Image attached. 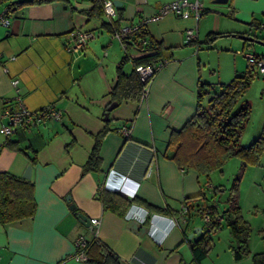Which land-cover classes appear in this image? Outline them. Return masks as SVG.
<instances>
[{
	"label": "crops",
	"instance_id": "0c3cea01",
	"mask_svg": "<svg viewBox=\"0 0 264 264\" xmlns=\"http://www.w3.org/2000/svg\"><path fill=\"white\" fill-rule=\"evenodd\" d=\"M94 1L59 0L0 12V172L23 178L31 166L29 179L36 202L32 217L6 225L0 222V264H88L71 258L78 237L92 238L75 210L100 220L96 238L124 264H196L191 244L205 229L200 227L187 239L199 228L192 221L196 212L186 223L149 212L145 204L180 210L186 197L211 191L212 185L199 181L195 170L183 171L171 160L169 137L193 116L198 83L210 84L202 79L198 50L203 44L199 43L209 33L239 38L264 30V0H227L225 4L198 0L202 5L198 20L172 13L152 20L159 7L176 0H112L120 3L119 24L147 20L148 36L161 43L171 59L152 78L145 103L122 101L108 112L107 120L104 114L118 65L126 54L136 58L140 53L134 48L126 51L112 37L103 25L108 23L103 11L88 13ZM75 29L94 34L81 52L67 47ZM188 29H194L197 45L185 43ZM237 52L245 58L242 49ZM131 68L132 63L125 62L124 71ZM18 99L30 111L52 104L63 112L62 118L18 127L5 136L2 113L17 110ZM106 122L113 130L100 145V171L84 172L94 137ZM124 127L131 129L127 139L120 132ZM102 192L131 201L122 216L104 207L99 198ZM221 236L212 241L200 264L250 261V257L233 260L232 239ZM220 240L223 245L217 247ZM250 240L249 249L255 253L257 246L251 248Z\"/></svg>",
	"mask_w": 264,
	"mask_h": 264
},
{
	"label": "trees",
	"instance_id": "16d2710c",
	"mask_svg": "<svg viewBox=\"0 0 264 264\" xmlns=\"http://www.w3.org/2000/svg\"><path fill=\"white\" fill-rule=\"evenodd\" d=\"M59 0H0V12H11L24 6L33 4L51 3ZM95 4L88 11L89 14L102 12V1L95 0ZM120 7H116L117 16L110 23H103L110 33L121 25ZM259 27V26H258ZM264 28V27H263ZM218 33H209L203 42L199 44H210L216 39ZM264 40V39H262ZM194 41L189 44H194ZM197 42V41H196ZM197 45V43H195ZM128 48H134L140 55L131 58L126 54L120 61L117 68L116 81L110 92V104H120L122 101L140 102V96L144 87L150 84L140 80L136 67L139 65H156L161 62H169L170 54L161 43L151 39L145 28H141L137 34L126 43ZM200 48V47H199ZM258 58L264 56L255 55ZM132 63L131 71L125 72V62ZM254 67L249 65L245 72L235 74L226 84L215 88L211 84L199 82L196 91V108L193 116L177 131H172L168 141V148L172 150L171 160L183 171L195 170L199 176L208 177L213 171H220L222 165L231 157H238L241 160V172L247 166L260 165L261 156L264 152V121L259 136L248 146H241V135L245 130L250 115V107L243 100L244 94L251 79L255 76ZM154 77V76H153ZM113 129L105 127L94 137V146L88 160L83 168L87 171H100L101 159L99 157L100 145L108 132ZM125 139L129 137H125ZM34 161V159H31ZM240 176L232 183L227 198L223 201V209L218 208V193L221 186H212L211 194L207 195L204 190L196 196L186 197L183 205L187 212L181 215L180 210H158L148 204L145 207L150 211H156L173 216L176 220L188 222L191 213L195 211L202 219L208 217L205 222V229L200 237L191 244L196 264L206 256L212 247V234L221 230L224 226L228 228L232 238L229 251L233 260L238 261L250 257L252 264H264V227L259 231L262 248L260 251L251 253L249 240L251 226L241 213L239 205L238 182ZM210 184L209 180H205ZM101 193L99 198L105 208L115 214L122 216L130 205V200L117 194L106 192ZM196 205V206H195ZM36 210V202L33 196V182L31 179L17 177L9 172H0V222L3 225L13 223L25 218H30ZM79 212L74 211L77 215ZM264 217V210H262ZM221 217V220H218ZM183 233L184 230H183ZM88 264H124L106 245L96 237L89 239L85 251Z\"/></svg>",
	"mask_w": 264,
	"mask_h": 264
},
{
	"label": "rangeland",
	"instance_id": "374dc122",
	"mask_svg": "<svg viewBox=\"0 0 264 264\" xmlns=\"http://www.w3.org/2000/svg\"><path fill=\"white\" fill-rule=\"evenodd\" d=\"M252 36L264 39V30L253 32ZM224 37L218 35L212 44H210V47L204 43L200 50H198V58L200 65H202L201 69L204 68L202 79L210 82L215 88H219L221 84L228 82L225 81L227 80L226 78H232L234 73L241 74L245 72L248 67V63L243 55L236 54L238 53L237 50L242 49L244 54L250 53L264 56V46L262 45L255 42L243 41L237 37ZM234 59H236V63ZM225 72H228L227 77H225ZM255 73L243 97V100L250 107V115L245 130L241 135V146L250 145L259 136L264 121V73L261 74L258 71ZM240 167L241 160L238 157H231L222 165L221 172L213 171L208 177L201 175L199 181L209 180L212 186L220 185L222 187L221 190L224 189L217 196L219 200L217 203L218 208L222 210L224 207L223 201L227 198L232 183L235 178L240 176L238 182L239 205L243 218L251 226V248L256 245V251L258 252L262 248L259 231L264 227V217L262 215V210H264V152L261 156L260 165L247 166L242 172ZM210 194L211 192L207 195ZM192 221L198 222V227L205 226L204 220L196 213ZM221 235L224 238L228 237V241L232 239L226 226L212 234L211 238L216 242L218 241L217 238ZM228 241L224 246H227ZM220 245H223L222 240H220V244L217 247H220ZM209 263H212V261ZM247 264H252L251 260Z\"/></svg>",
	"mask_w": 264,
	"mask_h": 264
},
{
	"label": "built area",
	"instance_id": "2783aa9c",
	"mask_svg": "<svg viewBox=\"0 0 264 264\" xmlns=\"http://www.w3.org/2000/svg\"><path fill=\"white\" fill-rule=\"evenodd\" d=\"M103 13L108 21V23L112 22L117 16L116 6L114 5L112 0H101ZM168 13H172L181 17L183 19L193 17L195 20H198L200 15L202 14V5L198 0L193 2H188V0H176L167 4L162 5L156 12V15L152 18L156 19L161 16H164ZM4 24H7V20L1 19ZM147 20H141L138 24L120 26L118 29L113 30L111 33L112 37L116 38L120 43L123 49H126V43L134 37L137 32L141 28L144 27ZM94 37V34L91 31H83L75 29L70 33V40L68 42V49L74 52H81L87 42ZM196 39V33L194 29H188L185 32V43H189ZM245 58L247 63L254 67L259 73H264V59L256 57L254 54H245ZM167 62H159L156 65H139L136 67V72H138L140 80L145 82L146 80H150L159 71L166 65ZM151 81V80H150ZM151 83V82H150ZM13 86H16L17 81H12ZM150 85V84H149ZM149 85L144 87L140 96V104L146 102L148 97ZM19 101V108L15 111L6 109L2 113V118L6 120V123L2 126V132L5 136L11 135L18 127L29 128L32 126H37L45 121H59L62 118L63 112L50 104L44 106L37 111H30L23 106V104ZM120 132L123 136L129 137L131 129L129 127H124L120 129ZM187 212V208L182 205L181 206V215L183 220V215ZM204 221H208V217L205 216ZM218 220H221L219 217ZM100 224V220L98 218L89 219V229L92 237H96L97 228ZM89 239L84 238L82 236L78 237L75 241V250L71 256L72 259L80 262L87 261V255L85 251L88 247ZM131 264V262H130Z\"/></svg>",
	"mask_w": 264,
	"mask_h": 264
},
{
	"label": "water",
	"instance_id": "95a60500",
	"mask_svg": "<svg viewBox=\"0 0 264 264\" xmlns=\"http://www.w3.org/2000/svg\"><path fill=\"white\" fill-rule=\"evenodd\" d=\"M113 3H114V5H115L116 7H118L119 4H120L118 1H113ZM211 3L225 4V3H227V0H212ZM238 37H239L241 40H243V41H247V42H255V43L259 44V45L264 46V40L257 39V38H255L254 36L247 35V34H242V35H238ZM115 106H116V103H112V104L109 105V107L107 108V111H106L105 114H104V120H107V119H108V112H109L110 110H112ZM30 174H31V166H28V167L25 169V172H24V174H23V178L29 179V178H30ZM66 200L69 201V197H66ZM69 208H70L71 210H74L75 206H74L73 204H70ZM77 219H78V221H79L82 225H84L85 227H88V226H89V219H88L85 215H83V214H81V213H78V214H77ZM197 231H201V228H200V227H199V228H196L192 234L188 235L187 239H191L192 236H193L195 233H197Z\"/></svg>",
	"mask_w": 264,
	"mask_h": 264
}]
</instances>
